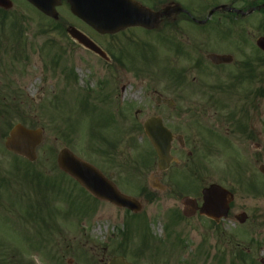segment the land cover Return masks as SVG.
<instances>
[{
  "label": "rangeland",
  "instance_id": "374dc122",
  "mask_svg": "<svg viewBox=\"0 0 264 264\" xmlns=\"http://www.w3.org/2000/svg\"><path fill=\"white\" fill-rule=\"evenodd\" d=\"M61 14L66 27L82 29L121 62L87 53L67 33L61 47L55 35L35 37L40 20L16 28L10 21L0 26L1 70L15 73L12 83L0 90V175L8 180L0 177V183L7 182L0 189V264H108L121 253L132 264H262L264 221L241 228L226 223L219 231L199 215L174 221L180 199L201 191L188 163L196 162L199 174L201 162L209 182L214 179L210 175L218 176L223 169L234 171L240 164L234 159L260 155L264 163L261 55L247 47L262 82L252 81L255 73L237 81L234 64L209 70L206 51H199L203 38L188 35L185 26L161 34L134 28L111 36L79 22L67 5ZM18 31L23 34L16 39ZM40 43L48 48L37 50ZM196 59L202 60L201 67H195ZM159 95L173 99L175 107L158 106ZM151 116L164 118L175 133L194 141L187 146L192 155L173 153L175 162L162 180L166 189L155 191V200L138 188L148 189L149 177L158 173L157 156L144 130ZM18 123L44 129V143L31 165L4 147L9 129ZM108 142L115 147L108 149ZM64 147L136 197L143 205L140 215L131 219L123 208L97 202L61 172L56 159ZM109 157L115 162H106ZM260 163L255 167L259 177ZM28 171L44 172L45 179L39 185ZM253 179L251 184L255 181L260 189L262 179ZM254 200L257 210L264 211V194ZM124 232H129L127 252L119 248ZM242 249L249 254L246 259L236 255Z\"/></svg>",
  "mask_w": 264,
  "mask_h": 264
},
{
  "label": "flooded vegetation",
  "instance_id": "af4514ba",
  "mask_svg": "<svg viewBox=\"0 0 264 264\" xmlns=\"http://www.w3.org/2000/svg\"><path fill=\"white\" fill-rule=\"evenodd\" d=\"M2 5H0V24H5L8 21H16L20 24L26 23L28 21L40 20L44 23L45 29L39 30L36 33L35 37L38 36H47L48 34L56 37L58 47H61L64 43L60 40L65 38L66 27L63 22V17L61 14V9L64 5H68L66 1L60 2V5L56 8V12L60 15L58 18L51 17L42 13L37 6L31 3V0H1ZM141 5H145L153 11L160 13L161 23L156 28L157 31L161 33V30H172V29H182L185 26V30L188 31L192 37L203 38L204 43L201 49L206 51L205 58L206 62L212 67H217L220 70L231 68L234 64V69L240 70L246 62L252 60L249 58L250 51H246L247 47L251 51H255L258 55L260 54L264 59V51L258 47L257 43L260 38H264V0H136ZM11 3L12 8L8 9L9 4ZM25 21V22H24ZM21 32L15 34L16 39L22 37ZM58 37V38H57ZM64 40V39H63ZM232 41V42H231ZM231 42L232 45L227 46V43ZM54 43H56L54 41ZM29 51L32 52V44L28 43ZM82 47L87 53L93 54L99 58L95 52L90 51L82 45ZM36 45V44H34ZM35 46L37 50L45 51L48 47L46 45ZM54 47V46H53ZM61 49V48H60ZM27 50V47H26ZM108 52V53H107ZM106 53L110 55L109 51ZM214 53L218 55L228 54L233 57V63H222L215 64L213 61H210L209 56ZM242 54H245L243 56ZM17 55L14 56L17 59ZM113 60L112 55L110 56ZM28 59V57H27ZM29 60V59H28ZM2 60L0 59V90L6 88L7 84L12 83L11 78H15L9 71L1 70ZM253 74L255 77L252 81L262 82L261 76L259 75V70L257 69L258 64L252 60ZM18 67V66H17ZM15 67V68H17ZM19 70H22L19 68ZM263 91L262 87L257 89ZM5 97L2 99L4 100ZM158 106H163L173 109L175 106L169 107L165 102V99H159ZM179 115H176V118ZM177 135V134H176ZM172 143V152H183L184 150L188 151L189 155H192L194 152L187 149L188 145L193 146L194 141H191L186 136H183V143L176 137L173 138ZM193 148V147H192ZM235 161L240 162L238 166L232 167L234 171L230 169H223L221 173L216 176L210 175L211 179L214 178L212 182L207 181L206 170L202 168L201 162L198 163V170L194 167L196 162L186 161L184 165L188 163L187 169L191 171L193 177H198V180L201 181L200 190L206 188V186L211 183H219L225 188L232 191L234 198L230 203L229 216L226 219L219 220V222L214 221L210 217H205V219L210 222H215L218 226H223L226 223H232L236 227H252L256 224L262 223L264 221V211L257 210L256 205L254 204V199L259 198L263 195L260 192V189L257 187L251 186L250 183L253 177L261 178L264 183V163L259 156H248L244 158L234 159ZM241 160V161H240ZM255 163V164H254ZM258 165L259 172L261 176L259 177L256 173V165ZM204 167V166H203ZM169 170L158 171L154 174L160 182L167 176ZM105 175V174H104ZM198 175V176H197ZM215 175V176H214ZM107 176V175H106ZM152 176V175H151ZM252 176V177H250ZM108 177V176H107ZM171 180V179H170ZM210 180V179H208ZM236 186L233 188L232 186ZM143 190L145 186H142ZM143 196L145 198L153 199L155 196L153 191H148ZM197 199V202L201 205L202 203V194L199 196L190 195ZM126 211V210H125ZM182 212V209L180 210ZM199 216V211L196 213ZM196 215V216H197ZM203 217V216H202Z\"/></svg>",
  "mask_w": 264,
  "mask_h": 264
},
{
  "label": "water",
  "instance_id": "95a60500",
  "mask_svg": "<svg viewBox=\"0 0 264 264\" xmlns=\"http://www.w3.org/2000/svg\"><path fill=\"white\" fill-rule=\"evenodd\" d=\"M71 5V11L81 18L86 24L92 26L100 34H113L127 27L141 26L155 29L160 23L159 14L141 6L135 0H67ZM60 0H36L37 5L46 15L57 17L55 7ZM0 4H2L0 0ZM10 7V6H8ZM69 35H72L80 44L105 56L104 52L76 27H69ZM258 45L264 50V38L259 39ZM210 58L216 63L232 62L228 55L212 54ZM170 103V102H169ZM146 133L158 152L159 167L168 169L173 162L171 156L172 133L163 124L161 118H150L145 123ZM44 134L42 129H28L23 124L16 125L10 132L5 142V147L18 155L26 157L29 161L37 159L36 150L42 143ZM58 165L61 169L77 180L84 188L98 199L112 202L117 206L127 207L131 211L140 212L143 205L134 197L124 195L117 186L108 180L92 164L85 162L70 149L64 148L58 153ZM151 186L158 190L165 187L156 179H150ZM204 201L200 213L215 219L228 216L229 204L233 197L219 184H213L203 190ZM183 214L194 216L197 212V203L190 197L182 200ZM264 263V261H262ZM110 264H131L124 257H115Z\"/></svg>",
  "mask_w": 264,
  "mask_h": 264
},
{
  "label": "trees",
  "instance_id": "16d2710c",
  "mask_svg": "<svg viewBox=\"0 0 264 264\" xmlns=\"http://www.w3.org/2000/svg\"><path fill=\"white\" fill-rule=\"evenodd\" d=\"M32 176H34L37 179L39 185L45 179V177H43L42 173L36 172V171L33 172ZM4 184H6V182H1L0 183V188L3 187ZM132 216H134V215H132ZM123 244H124V240L120 244V248L123 247ZM236 255L239 256V257H241V258L243 257L245 259H246V257H249L248 252H245L243 249H242V251L241 250L236 251ZM89 262H91V261H89ZM232 264H235V262H233Z\"/></svg>",
  "mask_w": 264,
  "mask_h": 264
}]
</instances>
